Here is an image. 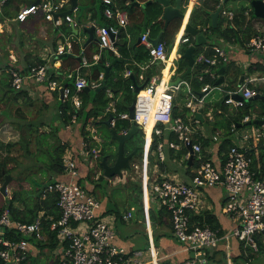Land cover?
Listing matches in <instances>:
<instances>
[{
    "label": "built area",
    "instance_id": "1",
    "mask_svg": "<svg viewBox=\"0 0 264 264\" xmlns=\"http://www.w3.org/2000/svg\"><path fill=\"white\" fill-rule=\"evenodd\" d=\"M7 1L0 0V8ZM100 1L102 4L101 17L109 22L97 26L94 22L91 23L95 27L97 43L100 49L116 51V39L120 30L129 21L128 12L125 9L114 10L116 0ZM67 2V0H37L23 5L16 18L24 21L29 15L41 12L43 18L54 26L68 22L74 27L76 24L70 13L61 15L65 9L64 4ZM220 13L230 20L234 12L222 8ZM150 38L149 28H146L140 35V44L147 50L150 57L149 62L162 65L165 68L169 64L165 41L160 39L156 44H153ZM188 41V36L183 32L179 38L175 36L174 44L179 45ZM228 44L220 39L219 44L212 47L210 54H206L204 51L197 54L194 57L193 65L204 64L203 71L208 74L210 79L216 80L219 76L216 72L217 68L230 61L225 50V45ZM244 46L245 53L256 52L264 56V29L255 37L250 38ZM72 48V42L68 41L59 46L56 53L59 56L72 53ZM180 56L181 54L170 61L168 73H173L176 70L177 65L174 61L178 60ZM79 57V66L65 74V77L72 81V86L64 85L63 82L51 78L53 73L56 75L57 72L56 69L50 68L48 63L29 66L26 72H21L18 68L7 69L10 86L13 90L20 91L24 89L28 80L47 83L48 89L61 90L63 100L71 99L75 110H77L81 105L80 91L87 86L91 89L100 87L104 77L102 72L98 79L89 80L81 72V68L90 65L84 48L81 49ZM92 58L97 60L100 56L93 54ZM130 74L131 71L126 69L124 75L129 76ZM243 74L245 76L240 86L236 85L233 89L227 90L223 98L224 104L232 110L244 107L254 95L260 92V85L258 86L259 83L256 84V82H264L263 75L254 76L255 74L249 72ZM161 75L152 77L149 83H146L141 90L134 94L133 118L129 117L128 111L118 113V117L140 125L144 137L146 124L152 122L149 134L150 145L154 136L161 137L165 132L176 135L178 142L170 141L168 147L179 150L191 144L198 165L190 170L188 181H178L167 177L152 180L146 175L140 176L143 209H148V202L154 199L169 214L173 235L185 246V250L192 252L190 257L179 264H212L204 251L217 248L222 240L225 241L226 247L234 239L242 242L245 250L250 248L251 251L256 252L260 249L261 238L264 236V174L259 167L257 169L253 167L255 158L253 159L252 152L256 146L264 144V124L252 126L249 130H241L232 123L229 130L232 145L228 148L225 159L203 160L201 144L193 138L194 129L192 128L193 123L198 122L194 118V114L200 112V106L204 103L203 97H198L195 93L190 92L185 80L173 85L170 83L171 74L165 82H162ZM196 76L198 80L203 79L201 73ZM181 85H186L190 95L185 103V107L191 114L190 118L172 115L175 91L180 90ZM221 86L222 84L205 83L201 91L208 92L212 88ZM130 89L134 90L133 84L130 85ZM107 94L112 96L109 90ZM233 94L240 95L241 99L234 98ZM109 107L112 112L115 111L113 102ZM209 113L206 114V117L211 119ZM250 119L249 116H245L242 121ZM72 123H76V114L71 117ZM114 124L115 118L112 117L110 125L114 126ZM89 129L91 133H95L94 129L92 130L91 127ZM126 131L127 129H124L120 133ZM218 139V134L213 135L214 142ZM92 140H96L98 143L102 142L95 135H92ZM165 144L163 142L157 144L159 158H164ZM81 145L80 154L85 161L88 160L90 166H93L100 159L98 147L90 148L88 141H82ZM188 156L187 153L184 158L187 159ZM71 158L68 156L63 158L64 170L69 174V180L56 179L47 183L43 190L56 193V207L60 213L58 218L44 217V213L40 211L33 221L21 222L12 217L8 207L0 208V264L29 263L30 256L36 257L39 254H37L41 247L39 243L48 246L50 234H54L56 243L51 250L55 255L53 261L55 264H158L157 254H153L154 242L151 237H149L148 244L150 260L141 258L142 251H130L116 243L115 223L118 219L124 222L129 221L133 217V208L119 216L109 213L106 217V212L102 211L99 200L78 182L80 175L78 162ZM134 167L140 170L142 165L135 164ZM217 185H222L225 190L222 211L233 220L229 232L221 236L218 234V230L212 229L208 225L201 226L191 223L192 215L203 207L205 190ZM4 203L5 196L0 192V206ZM46 218L47 230L43 226ZM32 249L36 250V255H32ZM240 264L249 263L241 262Z\"/></svg>",
    "mask_w": 264,
    "mask_h": 264
},
{
    "label": "crops",
    "instance_id": "2",
    "mask_svg": "<svg viewBox=\"0 0 264 264\" xmlns=\"http://www.w3.org/2000/svg\"><path fill=\"white\" fill-rule=\"evenodd\" d=\"M36 1L37 0H8L0 8V49H1V56H0V141H2L3 143H8V142L16 143V145L10 149L11 151L9 153H6L5 149H0V158L1 156H4L6 154H8L9 156H14L16 158H29V156L22 155L23 149L20 147V145L17 142L20 139L21 129L22 130L27 129L26 126L28 124H33L34 126H36L35 128H37L39 133L41 134L49 133L50 134L49 136H47L46 140L42 139V137H39V140L41 141V146H45L44 143L46 141L53 142L55 140V137L59 138L62 142L67 143L68 145L67 150H69V152L72 153L71 154L72 158H75L78 161V170L80 172L78 182L81 183L83 179H85L84 188H86L89 191V193H91L94 197H96V199L99 200L102 206V211L106 213H114V214H117V216H119L120 214L117 213V209L112 207L113 204H109L110 200L109 202L108 200L106 201L100 200L96 196L94 184L93 182H90L88 180L87 176L89 175L88 173L90 172V168L88 167L87 162L84 160V157L80 154L81 146H82L81 145L82 136L79 130L80 123H74V125L65 126L64 123L62 122L60 115H59L60 114L59 101H62L63 98H61L59 90H50L47 87V83H36L32 80L27 81L26 85L24 86L23 92L14 91L11 88V86L10 88L12 90L7 91L6 89H8V87L3 86L2 75L8 74L7 69L18 68L20 69L21 72H26L29 66H33V64L37 63L39 60H45L47 63L52 62L56 70L58 69L59 73L61 74L60 79H57V80L60 82H63V80L66 78L65 74L69 71L68 69L63 70L61 68L63 57L65 54L61 55L62 57H59V55L56 52L59 46L65 44L68 41L78 42L79 45L81 46V49L84 47H87L88 49L91 47V50L97 48L98 53H94V54H98L100 57L103 58L105 66H111L110 71L115 70L114 64L116 62V59L119 58V56L121 57V52L117 45H116V51H112L109 49H100V47L98 46L97 40H93L87 43L88 34L87 32L84 31V28L93 22L95 23L96 26L99 24H103L104 22V19L101 17V9L100 8L97 9L96 6H94L93 8H95L96 12L98 13L95 17L92 16L93 11L91 9L93 8H91V2H89V0H86V1L82 0L81 2L79 1L81 5L87 6V9L83 11L82 15H80L79 11L70 13L73 16V20L76 24L74 27H72L71 24L68 22H63L60 26H54L51 22L46 21L43 18V15L41 12L29 15L24 21H20L16 18L18 11L23 5H27L29 3L36 2ZM220 2H221L220 6H222L223 9H228L231 11H232L231 8H235V7L237 8L241 5H247L249 3V1H247L241 4L239 0H236L235 4L238 3L237 5L227 6V2L223 3V0H220ZM195 3H197V0H187V3H185V1L182 0V5L185 8V18L181 21L180 29L176 34L178 38L184 32L185 24L188 23L190 12ZM65 4H69V2ZM64 8L65 9L63 10L69 9V8L66 9L65 6ZM248 10H249L248 13L244 12L242 16L241 15L239 16L238 13H233V17L232 19H230V21H231L233 28L246 29L245 37L247 38L249 37L248 38L249 40L250 38L258 35L264 29V19L260 17H253V10H252V15L250 14V9ZM219 15H222V14L220 13ZM120 33L126 36V39H127L126 48H128V50L131 49V45L133 41L135 42V44L132 47H136L138 44H140V42L137 44L136 40L141 34L140 35L137 34L138 31L133 28V26L130 24L129 21H128V24L124 28H122ZM72 34H75V36H73ZM94 36L95 38H97L95 31H94ZM119 40L121 41L120 37L118 36L116 41H119ZM246 42H244L243 45L237 44V43H229V45L227 46L225 45V50L230 60H236L237 64L243 66L244 68L251 66V65L252 66L257 65V64L264 65V59L262 60V57L264 56L262 54L256 53V52L246 53V54L242 53V52H245L243 48L245 47L244 45ZM180 45L181 44L179 45L174 44L173 42V45L170 51H168L167 49V52L169 54L168 55L169 64H167L165 68L162 67V65L160 68L159 66H157V64L149 62L143 65H138L142 73L143 71L146 70V68L153 67L155 70V74L152 77L159 76L162 73L161 75L162 82H165L168 80L169 74H171V80H175L176 78H178L179 77L178 75L175 76V71L173 73H168V72H169L170 61L174 58H177L178 55L181 54L179 51ZM98 60L99 59L94 60L93 63L97 62ZM174 62L177 65L178 60H175ZM91 65L92 63H90L88 67L81 68V69H84L85 75L89 73L90 71L89 69ZM253 74H255L254 76L260 75L258 72H255ZM242 76H243L242 81L244 80L245 75L240 74L238 77V81L236 82L237 86H240L238 82L240 81ZM139 77L141 79L142 74H140ZM8 82H9V77H8ZM145 83L147 82L145 81L143 83L140 82L137 84L141 85ZM257 83L258 82H256V84ZM223 84H226L225 75H224ZM257 85L258 86L260 85L259 87H264V82L259 83ZM224 86L225 85H222L220 88H212L211 90H209L208 92H206V94L202 96L204 103L203 105L200 106L199 111H201L200 113L203 116V121L198 120V122H195L196 124L193 123V126L195 124V129L193 132L194 139L195 138L198 139L199 137H204V138H209L211 140L210 145L205 148L211 160L221 158L223 154V153H220L218 149H219V143H220L219 140H221L225 134L222 132L221 129L219 130L216 128L217 130H215L213 128V122H214L213 103L221 99L223 101V98L226 95L225 93L226 90L224 89ZM188 87H189L190 92H192L189 83H188ZM214 90L221 92L223 94V98H218L215 95L209 97V95ZM262 93H264V91H262ZM199 94L198 95L196 94V95L198 97H201ZM185 96L186 97L190 96L188 93L187 87H186ZM228 110L232 111V109L229 107H228ZM218 112H221V109H218ZM207 113L211 115L212 117L211 119L209 118L206 119ZM255 114L256 113H254V115ZM254 118H257V117H254ZM198 124H199V128L196 127ZM238 124H237V127L240 128L241 130H249L248 128H252V126H249L247 129H243L244 125L242 124L241 126H239ZM56 125L58 126L57 131L55 130ZM90 126H91V129L92 130L94 129L95 131V133H91V134L101 139V137L96 133L97 131L95 129L96 126L95 128L92 125ZM202 127L206 129L205 132L201 130ZM150 131H151V128H150ZM52 132H53V135L51 134ZM217 134H218L219 139L216 142H214L212 140V137L213 135H217ZM166 136L168 135L166 134ZM143 138H144V143L142 145L143 148L142 150H140L142 152V157L139 158V160H137L139 161L137 162L138 164L135 163L137 165H142V168L140 169V176L146 175L150 177V179L152 180H154L155 178L158 179V178H163V177H167L169 179H175L178 181H188L189 180L190 171L188 173L187 165L185 166L183 164L184 158H170V155H169L170 153L168 152L169 150L166 144L164 146V158H156L152 154V152H150V147H151L150 142L146 143V134H145V137L143 135ZM92 141L97 142L96 140H92ZM149 145L150 147H148ZM30 149L33 152L31 154H36L38 152H41V150H39L36 139L32 140L30 144ZM226 152L227 151L225 150V153ZM126 153H129V152H126ZM149 155L151 158L149 157ZM188 155H189V152H188ZM133 157L131 159V162L133 159H135ZM188 166H192V164ZM31 169L34 170L33 167H31ZM50 171L52 172L51 169ZM52 176L54 177L53 180H56V179L69 180V177H70L66 171L62 174H55L52 172ZM99 177L97 179H99ZM34 179L42 182L41 180H39L37 176L32 178V180ZM140 186H141V182H140ZM26 187L24 190L28 189L29 186H26ZM23 188H24V185H23ZM6 189H7L6 196H9V198H11L12 195L10 194L9 185H7ZM36 189H37L36 193H38L39 187L36 186ZM134 193H135V196L132 195V193L127 194V197L129 198V200H133V201H130V203L136 201L135 197L137 196V193L136 191ZM35 196L36 195H32V197H35ZM224 199H225V190L222 185H217V186L207 188L205 190V193H203V207L199 209V212L194 213V214L199 215L205 211L213 214L215 218L217 219L218 223L220 224V227L224 231V234H226L227 231L230 230L233 224V220L230 216L226 215L222 211V204H223ZM15 203H16L14 204L15 206H17L19 209H23V205L21 203L19 202H15ZM147 207L148 209L144 210V218H143L141 217V214L138 213L136 206L129 204V207L125 209L124 212H126L130 208H133V211H134L133 217L129 221H125V222L122 221L121 219H118L117 222L115 223L114 228L117 234L116 243L121 246H124L127 250H130V251L132 250L142 251L143 253H142L141 258L144 260H150L151 256L148 250V244H149V237H151L154 242L153 254L155 255L157 254L156 257H157L158 264L160 262H165V264L166 263L167 264H178L181 261L190 257L192 255V252L185 250V246L182 243H180L176 239V237L173 235L169 217L167 218L166 225L159 224L157 218L153 221V225H152V222L149 218V209L152 208V210L157 213L162 208L157 204V201H155L154 199H151V201L148 202ZM35 213H34V216L36 217L40 213V211L35 212ZM223 243L225 244V252L220 253L214 257L213 259L214 264H231L232 263L231 257H232L233 251L231 250L235 248L236 242L231 240L229 242V246L227 247H226L225 241ZM45 248H48V250L50 249L49 250L50 252L52 250L50 246L41 245L40 251L37 252V254L38 253L39 254L36 256V259L42 253V250ZM35 253H36V250L32 249V255H34ZM51 263H53V261L50 263L48 262L47 264H51Z\"/></svg>",
    "mask_w": 264,
    "mask_h": 264
},
{
    "label": "trees",
    "instance_id": "3",
    "mask_svg": "<svg viewBox=\"0 0 264 264\" xmlns=\"http://www.w3.org/2000/svg\"><path fill=\"white\" fill-rule=\"evenodd\" d=\"M94 1V0H93ZM91 0V2H93ZM134 1H138L140 3L147 2L149 0H116L115 6L113 7L114 10L116 9H125L128 12V20L130 24L133 26L135 30L138 31L137 34H142L143 31L146 30V28H149V36L151 38H155L158 33L162 30L164 21L161 19V15L163 12V6L156 2L151 0L150 3H147L146 5H137L134 3ZM185 3H187V0H183ZM128 2V3H127ZM172 3H175L176 0H171ZM221 2L220 0H197V3L193 5V8L189 15L188 23H190L192 26L199 29V32L202 33L205 38L206 42L201 44H196L195 38L191 35H187L189 38V41L187 43H183L180 45V53L182 54L185 50V48L188 46V44L192 43L195 45V50L193 53V56L196 57L197 54L204 51L206 54H210L212 52V47L214 45L219 44L220 39H223L225 42L228 43H237L243 45L244 42L248 40L246 35V29L242 28H233L231 21L222 15H219L217 25L215 27L211 24V16L210 12L215 11L218 6H220ZM93 8V7H92ZM100 9L102 11V4H100ZM234 13H238V15L242 16V14L246 11H249L252 15V6L250 2L247 5H241L239 7L231 8ZM92 16L95 17L98 12H96V9H92ZM185 11V10H184ZM72 13V12H70ZM80 18V16H79ZM109 21L104 19L103 23H107ZM181 26V20L175 19L172 20L166 30L163 33L162 40L165 41L167 45L168 51H170L175 35L179 31ZM122 30V29H121ZM120 30V32H121ZM119 37L121 41H117L116 45L119 47V50L121 52V57L116 59V62L114 64L115 70H111L108 74V77L105 79V89L98 90L97 88L90 89L87 91L86 89H83L80 91L79 96L81 99V105L80 107L75 110L71 99H65L62 101H59L60 106V118L65 126H68L71 124V117L73 114H76V123H80V134L82 136V141H88L89 147H101V153H100V159L98 162H96L93 166H90L88 163V160H86L88 167L91 169V167L94 170L100 169L102 170V166L100 164V160L104 155H107V162H111L116 157V149L114 151H107L106 150V138L110 140V143H116L115 140L111 139V132L110 128L104 124V121L109 119L110 117L115 118V124L114 126H111L115 132L120 133L124 129H128L130 127V121L127 119H121L118 117V113L120 112H126L128 111V106L131 104L133 98H134V92L130 89V85L133 84V80L131 76H134V80L137 83H143L147 82L149 83L152 76L155 74L154 68H146L145 71H141L140 67L138 65H143L146 63H149L150 57L148 55L147 50L145 47L141 44H138L136 47H132L135 42L133 41L131 45V49L128 50L126 48L127 45V39L126 36L122 35V33H119ZM72 53H66L63 57L62 61V69L68 71L76 69L77 66L80 64V51L81 46L78 42L73 41L72 42ZM87 47H84L85 52L88 56L89 62L92 63L90 67L89 73L86 75L89 80H96L99 78L100 73L104 72V60L102 57L99 58V60L95 63L92 56L94 53H98V49L95 48L91 50V47L86 49ZM245 53V52H242ZM246 54V53H245ZM116 58V56H115ZM114 58V59H115ZM264 57H262V60ZM47 63L45 60H39L37 63L33 65H39V64H45ZM49 67L54 68V64L52 62H49ZM156 64V63H155ZM161 68V65H158ZM225 70L224 75L225 77L228 74H233L231 79L226 80V84L224 86V89L231 90L234 87H236V82L238 81L239 75L249 72V73H255L258 72L260 75H264V65L257 64V65H251L246 68H244L241 65H238L236 60H230L227 63L224 64ZM187 67V60L183 57H180L178 59L177 68L175 70V76H180ZM232 67V69H231ZM204 64H195L192 68L191 73L185 77V81H187L190 84L191 90L195 94H199L201 91L202 86H204L205 83H208L210 85H215V79L212 80L209 78L208 74L203 71ZM237 68V69H236ZM129 69L131 71V74L129 76H125V70ZM231 69V70H230ZM57 74L52 75L51 78L54 79H60L61 74L59 73V70H56ZM81 72L84 74V69H81ZM201 73L203 75L202 80H198L197 74ZM142 74V80L140 79L139 75ZM174 76V77H175ZM103 82V79L101 80V83ZM8 83V89L7 91H11L10 83ZM64 85L68 84L72 86V81L70 79L65 78L63 80ZM224 85V84H222ZM181 89V88H180ZM110 90L113 94L112 96H108L107 91ZM15 91V90H14ZM24 89H21L18 92H23ZM259 91H264V87H259ZM226 93V92H225ZM186 97V96H185ZM113 101V105L115 108V111L112 112L110 110V102ZM177 96H175L174 99V107L172 111V115L174 117L181 115L183 117L186 116L188 113V109L184 107V109L179 110L178 106L176 104ZM218 109H221V112H218ZM201 112V111H200ZM254 113H256L254 115ZM204 115V114H203ZM254 115V116H253ZM245 116H249V118H261L264 116V105L259 100H250L248 101L244 107L234 109L232 111L228 110V106L224 104V102L221 100L215 101L213 103V128L215 130L221 129L222 132L225 134L224 137L219 140V149L218 151L220 153H223L221 156V159L224 160L226 157L225 150L232 145L231 137L229 136L230 133V126L232 123L238 124L241 123L243 118ZM102 125L107 128V134L103 136V142H94L92 141V134L90 129L88 128L89 125ZM244 126L250 125V126H256L258 124H248L247 121L242 122ZM27 129H24L20 131V139L17 142L20 147L23 149L22 155L23 156H29V158H35L33 162H40L41 166L47 167L52 170L55 174H62L65 172L64 166H63V158L66 149L68 148L67 143L62 142L59 138L55 137V140L53 142L46 141L44 143L45 146H41V141L39 140V137H42V139L46 140L47 136L50 134H41L38 132L36 126L33 124H28ZM217 128V129H216ZM55 130H58V126H55ZM53 135V132L51 133ZM166 134L168 136H166ZM135 137H138L139 144L143 145L144 138L142 131L138 134H136L131 140L127 141L125 144V151L130 152L135 144ZM142 138V139H140ZM33 139H36V142L38 144L39 150L41 152H38L36 154L33 153L30 149V144ZM102 140V139H101ZM175 141L178 142V139L176 135L170 134V133H164L161 135V137L154 136L153 142L151 143L150 152L158 158L157 156V144L158 142L166 143L168 152L170 153V158H184L185 155L188 153L187 147H182L179 150H174L172 148L168 147V142ZM195 141L199 142L202 147V156L203 160H211L209 157V154L206 152V147L210 145L211 140L209 138L199 137L198 139L195 138ZM16 143L8 142L3 143L0 141V149H5L6 153H9L12 147H14ZM253 155V167L257 169V167L260 168V171L264 174V144L260 146H256V148L252 152ZM141 158L142 152L139 150L136 155H134L133 158ZM150 157V155H149ZM40 158H48L49 163L44 164L43 161H41ZM92 158V157H89ZM151 158V157H150ZM32 161V160H30ZM10 162H14L15 169L8 167V164ZM78 162V161H77ZM188 162V159L184 158L183 164L186 166ZM23 165L27 166L24 167ZM198 165V161L196 157L192 160V166H187V172ZM40 166V167H41ZM32 166L29 164H24L19 161L14 156H9L8 154L1 156L0 158V181L3 182L4 180V174H11L13 177V172H15V176L13 177V180H16L19 182L18 184H21L22 180L23 182L27 181L31 175L30 171ZM13 169V170H12ZM23 176V177H22ZM87 176V175H86ZM100 176V175H99ZM90 178V173L87 176ZM102 175L99 177L101 179ZM32 180V179H31ZM54 180L51 179L49 182H53ZM47 182V183H49ZM134 189L137 193L136 201L130 203V205H135L136 209L139 214H141V217L144 218V209L142 206V195H141V186L140 181L139 183L134 184ZM23 190V191H22ZM23 185H20L17 189H15L12 193V197L5 200V203L0 206V208L8 207L11 215L14 219L19 220L21 222H31L34 220L35 216L34 213L38 211H42L44 213V217H54L58 218L60 213L58 208L56 207V201H57V195L54 192H48L43 191L38 197H33L35 202L33 206H30L26 203L25 198L22 196V193L24 192ZM15 202H19L23 205V209H19L17 206L14 205ZM168 213L164 208H161L159 212H154L152 208L149 209V218L152 222L157 218L158 223L161 225H166ZM47 218L43 222L44 228L47 230L46 224ZM191 223H195L198 225H208L212 229L218 230V234L224 235V231L220 227V224L218 223L215 216L207 211L203 212L202 214L195 215L193 214L191 217ZM171 224V223H170ZM236 242L235 248H233L232 252V263L233 264H240L241 262H248L250 264L251 257L253 256V252L247 248L246 250L243 248V244L240 241L234 240ZM224 240H222L217 248L214 249H205V255L209 257L211 260V263L214 264V257L220 253L225 252V244L223 243ZM41 246L42 244L39 243ZM56 245L54 241V234H50L49 238V244L48 246L54 248ZM234 249L236 251H234ZM263 251L262 245H260V249H258L256 252ZM34 257V256H33ZM33 257H29V263L27 264H35L32 261ZM36 258V257H35ZM55 264V263H51ZM159 264H165V262H160ZM167 264V263H166ZM179 264V263H178Z\"/></svg>",
    "mask_w": 264,
    "mask_h": 264
},
{
    "label": "water",
    "instance_id": "4",
    "mask_svg": "<svg viewBox=\"0 0 264 264\" xmlns=\"http://www.w3.org/2000/svg\"><path fill=\"white\" fill-rule=\"evenodd\" d=\"M70 4L69 9L64 10L61 15L68 14L70 12H75L79 11L80 15H82L83 11L87 9L86 5H81L79 3V0H67ZM158 3H160L163 6V12L161 15V19L164 21L163 29L158 33V35L155 38H150L153 44H156L160 39H162L163 33L168 27L169 23L172 20L175 19H180L181 21L185 18V8L182 5V0H176L175 3H172L171 0H153ZM229 0H223V3L228 2ZM249 1L252 10H253V17H260L264 19V2L263 0H246ZM151 0L144 2L140 4L138 1H134L137 5H146L147 3H150ZM222 9V6H219L215 11L210 12L211 16V24L213 27L217 25L218 17L220 14V11ZM73 27V24H71ZM84 31L87 32L88 38H87V43L97 40L94 36V31L95 27L94 25H88L84 28ZM184 32L188 35H191L195 38L196 44H201L206 42L205 36L199 32V29L192 26L190 23L185 24ZM140 42V36L137 38L136 43L138 44ZM195 50V45L190 44L189 46L186 47L184 50L183 54L181 57L185 58L187 60V68L186 70L175 80H171L170 83L173 85H176L178 82L182 81L185 79L186 76H188L191 73L192 66L194 64V53ZM59 57H62L61 55ZM111 66H105L104 67V79L100 87L97 88L98 90H103L105 89V79L108 77L109 71H110ZM224 70L225 66H219L216 70L217 74L219 75L218 78L215 81V85H220L224 83ZM133 80V85H134V93H137L139 90H141L144 85L146 84H141L138 85L137 82L134 80V76H131ZM243 79V76L241 77L240 81L238 84H241V81ZM87 91H89L91 88L90 87H85ZM61 98H62V91L59 90ZM207 91H202L200 92V96H203L206 94ZM227 97V96H226ZM233 97L236 99H241L240 95L233 94ZM250 100H259L263 103L264 105V93L259 92L256 95H254ZM249 100V101H250ZM134 103H135V97L133 98L131 104L128 106V113L129 117L133 118V108H134ZM56 118V117H55ZM112 117L104 121V124H106L110 128L111 132V139L116 141L117 147H116V157L111 161L107 162V155H104L101 160L100 164L102 166L103 174L106 176V178H112L116 175L122 177L123 176V170H130L131 169V159L133 155L137 153L138 150H142L143 146H135L133 150L129 153L125 152V143L129 140H131L136 134L141 132V126L136 124L135 122L130 123V127L127 129L125 133H117L114 131V129L110 125V120ZM194 118L203 121V116L200 112H196L194 114ZM248 124H258L262 125L264 124V118H252L247 122ZM63 125V124H62ZM239 126L242 125V123L238 124ZM187 149L189 152V157H188V162L187 166L192 164V160L194 158V153L192 150L191 144L187 145ZM12 179V176L10 174H4V181L0 184V192L2 193L3 196H6L7 194V185L9 181ZM37 187H39L38 193L35 195L38 197L45 187L47 186V183H42L38 180H33L32 181ZM36 215V213H35Z\"/></svg>",
    "mask_w": 264,
    "mask_h": 264
},
{
    "label": "rangeland",
    "instance_id": "5",
    "mask_svg": "<svg viewBox=\"0 0 264 264\" xmlns=\"http://www.w3.org/2000/svg\"><path fill=\"white\" fill-rule=\"evenodd\" d=\"M79 1L81 2L82 0H79ZM235 1L236 0H229L227 2V6H235V5H237L238 3L235 4ZM89 2H91V0H89ZM239 2L241 4H243V3L247 2V1L239 0ZM100 4H101L100 0H94L93 2H91V8L96 6L97 9H99L100 8ZM64 6L66 7V9L70 7L69 4H64ZM72 35L75 36V34H72ZM231 69H232V67H231ZM232 73L234 74L235 72L233 71ZM233 74H228L226 76V80L231 79ZM7 75L6 74L2 75V77H3L2 81H3V86L4 87L8 86V83H7L8 76ZM258 83H260V82H258ZM185 92H186V85H182L180 90H176L175 91V96H177L176 104H177L179 110L184 109L185 103L188 100V97H185ZM214 95L216 97H218V98H223V94L221 92L217 91V90H214L209 95V97L210 96H214ZM190 116H191V114H190V112H188L186 114V118H190ZM206 119H208V118L206 117ZM195 124H194V126L192 125L193 129H195ZM70 125H74V124L72 123ZM92 126H94V128H95L96 125L92 124ZM249 126L250 125L244 126L243 129H247ZM88 127L90 128L91 126L89 125ZM196 127L199 128V124ZM95 129L97 130L96 133L101 137L102 142H103V136H105L107 134V128L105 126L98 125V126H96ZM248 129H251V128H248ZM201 130L203 132L206 131V129L204 127H202ZM145 131H146V143H148V142H150V136H149L150 129L148 131L145 129ZM136 138H138V137H135V139ZM140 139H142V138H140ZM105 147H106L107 151H111L112 152V151H114V149H116L117 144L116 143L111 144L110 140H108L106 138V146ZM97 150H99V152L101 153L100 144H99V147L97 148ZM71 154L72 153L69 152V150L66 149L64 156H68V157L71 158ZM157 156H158V154H157ZM17 159L19 161L21 160V162H23L24 164H29L30 166H32L34 168V170H31L30 173H28L29 175H31V177H29L27 179V181H25V182H23L24 180H22V182H20L21 184H18L19 182H17L16 180H13V178H12L9 181V184H8L9 185V189H10V194L12 195L13 191L15 189H17L20 185H24V189H25L26 186H29L28 189H26L22 193V196L25 198V201H26V203L28 205L33 206L35 200L32 197V195L36 194L37 189H36V186L34 185V183L32 182L33 180H31V179L33 177L37 176L39 178V180H41L42 182H46L47 183V182L51 181V179H54V177L52 176V172L50 171L49 168L41 166L40 162H33L35 160V158H17ZM40 159H41V161L44 162V164L45 163L46 164L49 163V161H48L49 159L48 158H40ZM71 159H75V158H71ZM30 160H32V161L30 162ZM137 160H139L138 157H136L135 159L132 160L131 169L130 170H123V176L122 177L116 175V176H114L112 178H106V176L103 174V170H98V169L94 170L92 167L90 169V172H89L90 173V178H88V180L90 182H93L94 187H95L96 196L100 200H104V201L108 200V202L110 200L109 204H113L112 207L117 209V213H119V214L123 213L124 210L129 207L130 201H133V200H129V198L127 197V194L128 193H130V194L132 193V195L135 196L134 184L135 183L138 184L139 180H140V170L134 167L135 163L139 162ZM98 161L99 160H97L96 162H98ZM23 166L27 167L25 165H23ZM8 167L15 169L14 162H11L10 164H8ZM12 172H13L12 174H13V177H14L16 175L15 174L16 171H12ZM99 175L100 176L102 175L101 179L100 178L97 179L99 177ZM1 183H2V181H0V184ZM84 183H85V179H83V181L80 183V185L82 187H84ZM130 189H131V191H130ZM28 190H30V191H28ZM8 198H9V196H6L5 200L8 199ZM14 204H16V203H14ZM108 215H109V213L105 214L106 217ZM227 232H229V230ZM261 245L263 247V251H259V252L252 251L253 252L252 253L253 256L251 257L250 264H264V236L261 238ZM49 250H48V248L43 249L42 253L37 257V259L35 257H33L32 258L33 263H35V264H47L48 262L50 263V262L54 261L55 255L52 253V251L50 252ZM234 251H236V250L234 249Z\"/></svg>",
    "mask_w": 264,
    "mask_h": 264
},
{
    "label": "bare ground",
    "instance_id": "6",
    "mask_svg": "<svg viewBox=\"0 0 264 264\" xmlns=\"http://www.w3.org/2000/svg\"><path fill=\"white\" fill-rule=\"evenodd\" d=\"M161 87V86H160ZM151 125V126H150ZM150 127H152V123L151 122H148L147 124H146V130L148 131L149 129H150Z\"/></svg>",
    "mask_w": 264,
    "mask_h": 264
},
{
    "label": "flooded vegetation",
    "instance_id": "7",
    "mask_svg": "<svg viewBox=\"0 0 264 264\" xmlns=\"http://www.w3.org/2000/svg\"><path fill=\"white\" fill-rule=\"evenodd\" d=\"M135 142H137V144H135V146H140V144L138 143V142H139V139L136 138V139H135ZM135 146H134V147H135ZM42 183H45V182H42Z\"/></svg>",
    "mask_w": 264,
    "mask_h": 264
},
{
    "label": "clouds",
    "instance_id": "8",
    "mask_svg": "<svg viewBox=\"0 0 264 264\" xmlns=\"http://www.w3.org/2000/svg\"><path fill=\"white\" fill-rule=\"evenodd\" d=\"M184 34H186L185 32H184ZM186 35H188V34H186ZM176 36V35H175ZM187 43V42H186ZM183 44V43H182ZM192 44V43H191ZM163 69V68H162ZM103 79H104V77H103ZM184 80V79H183ZM135 94V93H134Z\"/></svg>",
    "mask_w": 264,
    "mask_h": 264
}]
</instances>
